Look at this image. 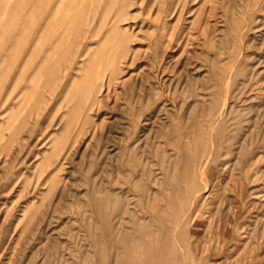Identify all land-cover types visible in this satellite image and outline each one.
<instances>
[{
	"label": "rangeland",
	"instance_id": "rangeland-1",
	"mask_svg": "<svg viewBox=\"0 0 264 264\" xmlns=\"http://www.w3.org/2000/svg\"><path fill=\"white\" fill-rule=\"evenodd\" d=\"M0 264H264V0H0Z\"/></svg>",
	"mask_w": 264,
	"mask_h": 264
}]
</instances>
